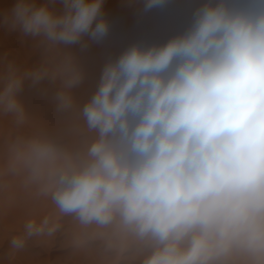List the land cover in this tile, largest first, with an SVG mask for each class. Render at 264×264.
I'll use <instances>...</instances> for the list:
<instances>
[{
	"label": "clouds",
	"instance_id": "1",
	"mask_svg": "<svg viewBox=\"0 0 264 264\" xmlns=\"http://www.w3.org/2000/svg\"><path fill=\"white\" fill-rule=\"evenodd\" d=\"M61 2L59 13L31 0L13 9L12 26L47 51L40 67L3 78L0 113L17 126L28 123L25 79L58 81V111L74 109L83 72L61 46L109 31L104 0ZM80 115L94 133L84 149L36 132L0 153V210L17 192L41 205L13 253L63 230L91 264H264V0H208L182 34L130 46Z\"/></svg>",
	"mask_w": 264,
	"mask_h": 264
},
{
	"label": "rangeland",
	"instance_id": "2",
	"mask_svg": "<svg viewBox=\"0 0 264 264\" xmlns=\"http://www.w3.org/2000/svg\"><path fill=\"white\" fill-rule=\"evenodd\" d=\"M18 2L19 0H0V86L7 75L9 66L21 73L31 71L40 67L47 56L46 44L42 37L26 35L18 26H12L13 9ZM31 2L37 6L47 4L57 13L63 10L61 0H31ZM207 2L208 0H166L163 6L145 10V0H104L102 15L109 25L107 35L99 42L84 37L82 43L86 44V47H82V44L61 46L62 51L69 52L75 57L83 72L82 82L72 89L74 109L66 112L58 111L55 99L59 88L58 81L44 79L33 84L31 79H25L18 93V99L28 117L26 130L34 126L38 128L40 125L47 127L61 125L71 128L85 124L80 110L94 94L105 64L109 60L118 58L134 44L143 47L161 45L172 37L182 34L192 24L197 9ZM0 126V130H3L5 134L4 137L9 135L10 131L13 134L10 133L11 139L21 135L30 136L17 131L11 114L0 113ZM2 126H6L4 129L7 134ZM79 134L77 141L80 144L78 143L77 148L73 145V150H80L79 147L88 140L86 132ZM4 137L0 139L4 141ZM58 143L66 147L71 146L67 143V139ZM74 144L77 145V143ZM0 152L2 153V149ZM21 194L23 192H17L16 203H18L17 207L22 208L27 198ZM20 195L22 197H18ZM12 209L8 210L7 214L0 210V240L3 242L0 243V264H5L9 258L16 259H13L15 264H35L34 260L39 261L40 264H64L66 259L72 256V254L68 255L74 250L65 243L63 230L57 233L56 243H50L47 249L31 239L24 249L13 253L10 241L21 229L18 231L12 227H5L14 223L13 221L17 218L25 221L28 217L24 218L25 214H22V210L16 209L14 212ZM3 230L8 231L6 238ZM77 255L81 259V264H91V261L96 259L95 255Z\"/></svg>",
	"mask_w": 264,
	"mask_h": 264
},
{
	"label": "bare ground",
	"instance_id": "3",
	"mask_svg": "<svg viewBox=\"0 0 264 264\" xmlns=\"http://www.w3.org/2000/svg\"><path fill=\"white\" fill-rule=\"evenodd\" d=\"M6 115V114H5ZM6 117V116H5ZM2 119V118H1ZM5 119V118H4ZM3 119V120H4ZM2 122H4V121H2ZM51 126H54V125H51ZM47 127V126H43V125H40L38 128H36L35 126V128L33 129H30V130H26V128H28V126H26V124L25 125H23V126H15L16 127V129H17V131H21V133L23 132V134H25V135H32V134H34V133H36V132H44V133H46L47 135H49L50 137H52L54 140H56L57 142H59V141H64L65 139H67V143H69V144H71V146H68V147H71L72 148V150H73V145L76 147V146H79V142L77 141L78 139H77V135L79 134V133H81V132H83V133H85L86 132V134H87V138H88V140L94 135V133H88L87 132V130H86V125L85 124H83L82 126L81 125H78V126H74V127H71V128H67V127H65V126H58V127ZM1 127V126H0ZM3 127V126H2ZM26 127V128H25ZM31 127V126H30ZM4 128H6V126L5 127H3V129ZM5 130L6 129H4V132H5ZM9 132V131H8ZM6 133V132H5ZM10 133H11V131H10ZM10 133H9V135H7V136H5L4 137V133H3V130H0V137H2V139H3V137H4V141L3 140H1L0 139V142H1V147H0V149H2V152L4 151V149H5V145H6V143H7V141L9 140V139H11L10 138ZM19 133V132H18ZM7 134V133H6ZM12 134V133H11ZM13 135V134H12ZM80 135V134H79ZM13 139V138H12ZM87 140V141H88ZM84 141V140H83ZM74 143H77V145H75ZM79 143V144H78ZM82 144V143H81ZM65 146V145H64ZM85 146H86V142L84 143V144H82L81 145V147H79V149L81 150V149H84L85 148ZM77 148V147H76ZM1 153V152H0ZM23 197L24 196H26V200H25V205H23L22 206V208L21 207H17V205H18V203H16V201H15V203L11 206V207H9V208H6V209H3L2 210V212L4 213V214H7V212H8V210H10L11 208H13L12 210L14 211V212H16L15 210L17 209L18 211L19 210H22V214H25V215H23L24 216V218L26 219V217H29L30 215H32L34 212H36V211H38L39 209H40V207H41V205L39 204V203H37V202H35V201H33L31 198H29L27 195H25L24 193L23 194H21ZM18 196V197H22V196ZM17 197V196H16ZM18 199V198H17ZM23 202V201H22ZM22 219H20V218H17V219H15L13 222L14 223H12L11 225H9V226H6L5 228H9V227H12V228H14V229H17L18 231L20 230V229H22L21 227L23 226L22 225ZM24 222V221H23ZM5 230V229H4ZM3 230V231H4ZM5 232V231H4ZM8 231H6L5 233H3L5 236V238H6V235H8V234H6ZM56 237H57V235H56ZM56 237L52 240V241H50V242H43V241H38V240H36L35 238H33V242H36V243H38V244H40V246L41 247H44V248H46L47 249V246L50 244V243H56ZM66 240H67V238H66V236H65V239H64V241H65V243H67L66 242ZM0 243L2 244L3 242H2V240H0ZM58 244V243H57ZM12 252V251H11ZM71 254H72V256H71ZM68 256H71V257H69V258H67L66 259V257H65V259H66V262H64V264H81V259H80V257L76 254V253H74V252H72V253H70V255H68ZM82 257V256H81ZM14 258H12V259H8V260H6L5 261V264H15V261L14 260H16V259H14ZM83 260V259H82ZM29 261H32V260H29ZM35 261V264H40V263H38L37 262V260H34ZM65 261V260H64ZM31 263V262H30ZM49 263V262H48ZM83 263V262H82ZM51 264V263H50Z\"/></svg>",
	"mask_w": 264,
	"mask_h": 264
}]
</instances>
